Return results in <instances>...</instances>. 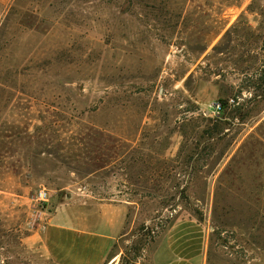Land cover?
<instances>
[{
	"label": "rangeland",
	"instance_id": "obj_1",
	"mask_svg": "<svg viewBox=\"0 0 264 264\" xmlns=\"http://www.w3.org/2000/svg\"><path fill=\"white\" fill-rule=\"evenodd\" d=\"M99 204L103 264H163L180 220L264 264V0H0V264H57L49 218Z\"/></svg>",
	"mask_w": 264,
	"mask_h": 264
},
{
	"label": "crops",
	"instance_id": "obj_2",
	"mask_svg": "<svg viewBox=\"0 0 264 264\" xmlns=\"http://www.w3.org/2000/svg\"><path fill=\"white\" fill-rule=\"evenodd\" d=\"M123 214L124 206L117 204L58 210L43 228L44 255L57 264H103ZM199 230L191 220L173 224L163 264H203L204 238Z\"/></svg>",
	"mask_w": 264,
	"mask_h": 264
},
{
	"label": "built area",
	"instance_id": "obj_3",
	"mask_svg": "<svg viewBox=\"0 0 264 264\" xmlns=\"http://www.w3.org/2000/svg\"><path fill=\"white\" fill-rule=\"evenodd\" d=\"M209 110L207 112H211L213 115H217L221 112V103L220 101L218 102H213L211 105L208 106ZM37 199L45 202L48 200V192L45 191L44 189H40L37 192Z\"/></svg>",
	"mask_w": 264,
	"mask_h": 264
},
{
	"label": "trees",
	"instance_id": "obj_4",
	"mask_svg": "<svg viewBox=\"0 0 264 264\" xmlns=\"http://www.w3.org/2000/svg\"><path fill=\"white\" fill-rule=\"evenodd\" d=\"M220 101V103H221V109L223 110L224 109V107H225V105H226V102L224 101V100H219ZM221 110V111H222Z\"/></svg>",
	"mask_w": 264,
	"mask_h": 264
},
{
	"label": "bare ground",
	"instance_id": "obj_5",
	"mask_svg": "<svg viewBox=\"0 0 264 264\" xmlns=\"http://www.w3.org/2000/svg\"><path fill=\"white\" fill-rule=\"evenodd\" d=\"M111 263H112V262H111ZM111 263H110V264H111Z\"/></svg>",
	"mask_w": 264,
	"mask_h": 264
}]
</instances>
